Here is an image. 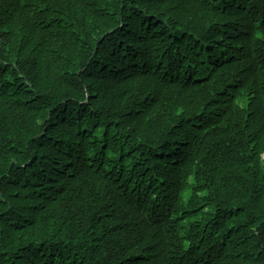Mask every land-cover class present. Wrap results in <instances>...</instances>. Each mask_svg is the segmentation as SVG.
Here are the masks:
<instances>
[{
    "label": "trees",
    "instance_id": "1",
    "mask_svg": "<svg viewBox=\"0 0 264 264\" xmlns=\"http://www.w3.org/2000/svg\"><path fill=\"white\" fill-rule=\"evenodd\" d=\"M0 264H264V0H0Z\"/></svg>",
    "mask_w": 264,
    "mask_h": 264
}]
</instances>
